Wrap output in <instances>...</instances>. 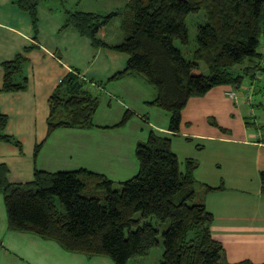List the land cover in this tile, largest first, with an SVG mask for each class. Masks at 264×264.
<instances>
[{
	"label": "trees",
	"instance_id": "trees-1",
	"mask_svg": "<svg viewBox=\"0 0 264 264\" xmlns=\"http://www.w3.org/2000/svg\"><path fill=\"white\" fill-rule=\"evenodd\" d=\"M40 2L16 3L29 13L35 31ZM125 5L123 10L107 13L64 7L63 26L88 36L94 46L125 52L127 65L113 78L139 75L152 86L156 98L149 104L170 113L168 128L176 135L182 127V111L193 96H202L216 85L238 90L246 81L262 90L264 0H127ZM201 9L206 21L198 24L193 58L186 60L174 41L188 43L186 18ZM118 15L123 17L124 37L118 43L106 42L99 35ZM33 47L3 61V92L26 88V53ZM202 61L207 73L201 70ZM238 64L241 69L234 70ZM62 78L48 98V128L42 142L57 128L95 126L99 100L89 88L92 81L76 68ZM259 105L263 108L264 102ZM131 117L127 110L117 125ZM7 121L8 116L0 113V141L20 146L19 139L5 132ZM42 142L36 144V153ZM171 144L170 138L150 131L145 141L136 143L137 173L117 183L84 168L35 169L31 181L12 182L8 167L0 163V193L8 229L52 239L69 252L107 256L115 264H128L131 257L146 255L159 244V228L148 220L154 217L157 223L168 222L161 234L164 251L159 264H257L249 259L230 263L225 258L223 245L211 234L213 213L198 196V188L208 193L223 185L198 182L194 178L196 158L187 157L182 170ZM259 175L264 193V171Z\"/></svg>",
	"mask_w": 264,
	"mask_h": 264
},
{
	"label": "crops",
	"instance_id": "crops-1",
	"mask_svg": "<svg viewBox=\"0 0 264 264\" xmlns=\"http://www.w3.org/2000/svg\"><path fill=\"white\" fill-rule=\"evenodd\" d=\"M17 2L0 0V113L8 116L5 132L21 142L17 146L0 141V163L8 167L9 180L31 181L35 169L55 172L84 168L103 173L116 183L123 181L139 169L136 143L145 141L153 131L171 139L182 170L187 157L196 158L194 178L211 187L223 185V189L208 193L198 188V196L213 213L211 234L223 245L225 258L230 263L246 259L264 263V193L259 175L264 171V107L259 105L264 99L255 101L248 91H239L232 97L226 93L230 85H216L189 100L176 135L168 128L170 113L149 104L156 98L152 86L139 75L113 78L127 65L125 52L94 46L88 36L64 28L65 0L63 4L60 0H41L36 31L29 13L19 9ZM84 2L75 1L76 8L100 12L96 5L90 8ZM121 24L122 21L119 41L107 39L106 28L99 36L109 43L120 42L124 37ZM29 46L34 47L26 53L28 85L16 92H3L1 64ZM260 46L264 53V39ZM241 67L238 64L234 70ZM74 68L92 81L89 88L99 100L93 118L95 126L57 128L42 142L48 128V98L62 77ZM256 87L257 84L253 91ZM263 89L264 85L261 93ZM127 110L132 117L117 125ZM228 113H237L244 120L239 131L233 129L234 120L225 124L218 118ZM40 142L36 153L35 146ZM0 264L115 263L107 256L69 252L52 239L9 230L0 193Z\"/></svg>",
	"mask_w": 264,
	"mask_h": 264
},
{
	"label": "rangeland",
	"instance_id": "rangeland-1",
	"mask_svg": "<svg viewBox=\"0 0 264 264\" xmlns=\"http://www.w3.org/2000/svg\"><path fill=\"white\" fill-rule=\"evenodd\" d=\"M75 1L77 0H65L64 5L68 8H71V5L73 6V9H78L76 8V3ZM85 6H89L92 8L93 6L96 5V8L99 7L100 12H110V11H118V10H123L124 7L126 6V0H84ZM123 17L122 15L114 16L106 25L107 29V39L111 38L112 40L119 41L117 39V36L122 37L120 33H122V30L119 29L120 22L122 21ZM206 21V14L204 13V10L201 9L198 13H189V15L186 18V26L188 28V37L189 41L187 44H182L180 40H175L174 45L181 49L183 56L185 57L186 60H191L193 58V52L195 50V47L197 45V37H196V30L198 24L204 23ZM200 67L202 72L207 73V68L205 63L202 61L200 62ZM264 85V82H263ZM228 90H233L236 94H238L239 91L244 92L245 90L242 88V86L237 90L234 87L230 85ZM253 93V92H252ZM251 93V96H253L254 100L256 101H261L263 100V95H264V89L262 93ZM235 116H232L228 113L227 114H219L218 118L220 121L223 123H231L230 120H234V130H240V125L243 124L244 120H242V117L234 113ZM211 120V118H210ZM213 122L215 119L212 120ZM215 126V125H214ZM216 129L224 132V129H221L219 125L215 126ZM224 130V131H223ZM137 218H139L141 215L138 213L135 214ZM149 221H152L156 226L159 228V233H158V238H159V244L155 245L152 247L151 251L146 254V255H140V256H133L128 260V264H159L160 259L162 256V253L164 251L163 249V244H162V238L161 234L163 230L167 227L168 222H162V223H157L156 219L154 217H151L148 219Z\"/></svg>",
	"mask_w": 264,
	"mask_h": 264
},
{
	"label": "built area",
	"instance_id": "built-area-1",
	"mask_svg": "<svg viewBox=\"0 0 264 264\" xmlns=\"http://www.w3.org/2000/svg\"><path fill=\"white\" fill-rule=\"evenodd\" d=\"M263 63H264V61H263ZM258 77H259V75H258ZM254 85H255L254 82H248V81H246V83H244L242 85V88L245 91H248L251 94L252 91H253ZM226 93L229 94L232 97H236L237 96V94L233 90H227Z\"/></svg>",
	"mask_w": 264,
	"mask_h": 264
},
{
	"label": "water",
	"instance_id": "water-1",
	"mask_svg": "<svg viewBox=\"0 0 264 264\" xmlns=\"http://www.w3.org/2000/svg\"><path fill=\"white\" fill-rule=\"evenodd\" d=\"M257 92H258V89L256 88V89H255V93H257Z\"/></svg>",
	"mask_w": 264,
	"mask_h": 264
}]
</instances>
